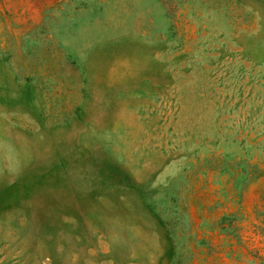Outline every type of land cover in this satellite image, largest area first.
<instances>
[{
    "label": "rangeland",
    "instance_id": "rangeland-1",
    "mask_svg": "<svg viewBox=\"0 0 264 264\" xmlns=\"http://www.w3.org/2000/svg\"><path fill=\"white\" fill-rule=\"evenodd\" d=\"M0 264H264V0H0Z\"/></svg>",
    "mask_w": 264,
    "mask_h": 264
}]
</instances>
